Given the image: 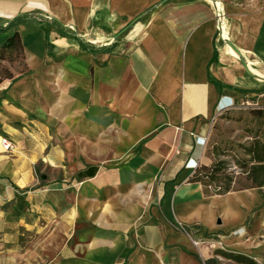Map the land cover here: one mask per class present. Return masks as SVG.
Wrapping results in <instances>:
<instances>
[{
  "label": "crops",
  "instance_id": "0c3cea01",
  "mask_svg": "<svg viewBox=\"0 0 264 264\" xmlns=\"http://www.w3.org/2000/svg\"><path fill=\"white\" fill-rule=\"evenodd\" d=\"M215 1L221 20L212 0H0V45L19 32L25 54L0 86V264L256 253L264 187L189 181L215 116L264 106V0Z\"/></svg>",
  "mask_w": 264,
  "mask_h": 264
},
{
  "label": "rangeland",
  "instance_id": "374dc122",
  "mask_svg": "<svg viewBox=\"0 0 264 264\" xmlns=\"http://www.w3.org/2000/svg\"><path fill=\"white\" fill-rule=\"evenodd\" d=\"M23 54L20 50H2L0 48V82L5 83L13 80L25 72ZM215 116L211 121V134L208 154L211 157L206 169L222 162L220 171L215 175L217 179L211 186H205L208 192L215 191V186L225 187L228 178L232 180L231 188H250L248 169L253 163L246 149L254 142L264 144V106L255 104H240L233 110H228ZM204 165V164H203ZM40 167H36L37 178L42 181L47 177H41ZM200 240V239H192ZM263 243L257 248L252 256H244L230 251L222 245H217L220 262L224 264H264V237ZM213 241V240H211ZM218 241V240H214ZM213 241V242H214ZM219 242H222L219 239ZM237 257H245L248 261L239 263ZM242 262V259L239 260Z\"/></svg>",
  "mask_w": 264,
  "mask_h": 264
},
{
  "label": "trees",
  "instance_id": "16d2710c",
  "mask_svg": "<svg viewBox=\"0 0 264 264\" xmlns=\"http://www.w3.org/2000/svg\"><path fill=\"white\" fill-rule=\"evenodd\" d=\"M0 48L2 50H20L23 54V58L25 59L24 54V46L20 37L19 32H15L13 35L8 37L1 45ZM3 83L0 82V86ZM224 110V111H228ZM247 155L250 156V162L253 163L252 166L248 169V180L251 182L250 188H262L264 187V144L256 141L254 142L250 147L246 149ZM222 162H219L217 164L212 165L209 170L206 169L207 165H199L196 170L194 171L193 175L190 178V182H195L206 186H211L212 183L217 179L215 175L220 171L219 165H221ZM231 183L232 180L228 178V181H226L225 187H217L215 186V191H213L217 195H223L231 190ZM242 259V262L239 260ZM237 261L239 263H244V261H248L245 257H237ZM205 264H216V261H206Z\"/></svg>",
  "mask_w": 264,
  "mask_h": 264
},
{
  "label": "built area",
  "instance_id": "2783aa9c",
  "mask_svg": "<svg viewBox=\"0 0 264 264\" xmlns=\"http://www.w3.org/2000/svg\"><path fill=\"white\" fill-rule=\"evenodd\" d=\"M212 1H213V6L215 7L216 15H217L218 19L221 20L223 18V9H220L218 7V1H215V0H212ZM219 30L221 31V39H222V38H224L222 36V34H223L222 26L219 27ZM1 145L4 149V151H7V152L13 151V149H14V143L10 139L5 138V137H3L1 139ZM183 230H185V229H183ZM202 243H204V242L201 240H193V245L198 249L201 247ZM210 245L212 246L213 249L216 250L217 245H222V242H219V240L214 241V242L210 241ZM219 259H220V257H219Z\"/></svg>",
  "mask_w": 264,
  "mask_h": 264
},
{
  "label": "water",
  "instance_id": "95a60500",
  "mask_svg": "<svg viewBox=\"0 0 264 264\" xmlns=\"http://www.w3.org/2000/svg\"><path fill=\"white\" fill-rule=\"evenodd\" d=\"M226 43L239 55V59L242 61L243 65L247 69V71L251 74L254 75L251 70L249 69L248 63L245 61L244 55L241 53V51L229 40H226Z\"/></svg>",
  "mask_w": 264,
  "mask_h": 264
}]
</instances>
